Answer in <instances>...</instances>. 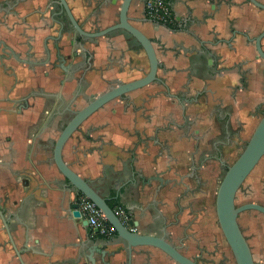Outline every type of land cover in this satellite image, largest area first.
<instances>
[{"label":"crops","instance_id":"crops-1","mask_svg":"<svg viewBox=\"0 0 264 264\" xmlns=\"http://www.w3.org/2000/svg\"><path fill=\"white\" fill-rule=\"evenodd\" d=\"M50 1L0 0V207L16 248L26 244L33 249L18 258L0 219V264H90L84 246L89 238L99 239L109 251L121 246L116 234L104 237L72 216L76 193L54 162V146L71 120L64 111L80 77L86 73L83 95H99L113 83L142 78L149 60L138 42L120 30L97 45L86 44L91 57L77 49L71 62L88 69L64 85L68 75L51 65L55 51L49 37L59 26L49 27ZM145 1H133L129 18L154 42L161 81L132 93V104L117 101L94 114L68 141L63 157L108 201H120V216L136 223L130 229L161 236L166 218L171 223L186 217L175 216L186 188L176 185L178 177L204 162L207 169L218 168L219 161L208 156L219 151L231 161L264 115V60L249 41L264 31V11L250 0H170L179 21L172 30L147 17ZM67 2L88 31L119 21L122 0ZM45 47L51 51L48 64H42ZM159 175L163 186L153 179ZM204 177H211L207 195L190 178L191 194L179 202H194L188 210L193 217L204 203L210 209L217 193L218 176ZM253 189V201L264 205V165ZM214 220L208 213L204 227L218 232ZM167 231L176 243L186 234L189 256L198 253L192 228ZM135 251L130 260L122 252L112 264H175L152 247ZM93 258L100 263L98 254Z\"/></svg>","mask_w":264,"mask_h":264},{"label":"water","instance_id":"water-1","mask_svg":"<svg viewBox=\"0 0 264 264\" xmlns=\"http://www.w3.org/2000/svg\"><path fill=\"white\" fill-rule=\"evenodd\" d=\"M134 0H122L119 11V22L97 33H88L82 29L66 0H59L62 8L61 14L65 11L74 30L81 36L87 38H101L109 36L118 31H125L131 37L136 39L145 50L150 64L148 73L141 79L130 82H120L116 87H112L109 91L92 99L81 110L75 111L73 118L63 128L59 138L54 146V162L60 173L67 180V188L76 193L74 204L70 207V211L74 218L80 219L84 226H89V222L84 218L78 207V199L80 195L88 197L103 212L108 222L116 229V237L120 240L121 246L116 251H109L107 245L101 244L99 239L89 238L85 243L88 250V261L90 264H112V258L126 253L128 260L138 248L152 247L160 250L168 255L176 264H197L195 261L182 255L178 248L174 247L166 240V233L161 236L143 235L136 233L133 229L136 223L130 221L125 223L108 203V199L98 193L90 181L76 173L65 161L63 151L72 138V136L81 128V126L97 111L108 103L122 98L125 95L144 88L150 84L158 83L161 79L158 76L160 62L154 43L142 31L130 23L129 10ZM257 8L264 11V4L257 0H250ZM264 39V31L253 39H249L250 43L255 45L259 58L264 60V50L262 41ZM264 158V115L258 123L253 135L245 145L238 159L229 166L223 180L219 186L216 210L218 222L222 232L231 247L237 264H256L254 261L251 247L243 234L239 224V215L245 211L254 210L264 214V207L256 203H249L240 207L236 206L237 194L242 188L244 182L253 173L261 160ZM163 186L166 181L159 176L153 177ZM150 180V179H149ZM0 219L3 223V230L6 231L18 258H21L25 252H31L26 246L22 250H18L13 242L12 233L9 223L0 207ZM98 233V231H96ZM94 254L100 256V263L93 258Z\"/></svg>","mask_w":264,"mask_h":264},{"label":"flooded vegetation","instance_id":"flooded-vegetation-1","mask_svg":"<svg viewBox=\"0 0 264 264\" xmlns=\"http://www.w3.org/2000/svg\"><path fill=\"white\" fill-rule=\"evenodd\" d=\"M46 6H47L46 11L50 12V19L52 21V25H49V27L52 28L53 25L59 26L58 30L56 31V36L49 37V39L53 40V46H54V51H55V59L51 63V65L54 69H59L63 73L68 75L64 81V85H66V83H68L70 81L72 82L76 78V74L80 70L83 69V71H84V70L88 69V68H86V69L81 68L82 66H75L71 62L73 57H76L77 49H80L83 53L88 54L89 57H91V54L86 49L85 45L88 43H93V44L97 45L99 43L100 38L93 39V38H87V37H83V36L79 35L74 30V28L72 27V25L69 21V18L67 16V13L64 11L61 14L62 8L60 7L59 0H51L50 2L47 3ZM144 7H145V12H146L147 17L149 19H151L148 16L147 11H146V1H145ZM70 9H71V7H70ZM72 13H73V11H72ZM151 20H154V19H151ZM176 20H177V17H176ZM154 21L157 23L166 25L169 29H172V30H176L179 27V21L178 20L176 23H166V24L162 23L160 21H157V20H154ZM47 27H48V24L44 25V28H47ZM172 27H174V28H172ZM82 29L88 33H97L99 31L104 30V29H100L99 27H94V29L90 30V31L84 29L83 27H82ZM101 38H105V37H101ZM64 40L67 42L66 45L62 44V41H64ZM134 40L137 41L136 39H134ZM138 44H139V42H138ZM140 47H142V46L140 45ZM142 49H143V47H142ZM46 54L48 55L47 59L42 64L50 63L51 51H48V48H46ZM149 69H150V64H149ZM85 75H86V73H85ZM85 75L80 77L79 78L80 80L78 79L77 88L72 93V97L70 99L71 101L69 100L70 102H72V104L69 102L70 108L68 109V112L64 111L65 113L70 114L71 119L73 118L75 111L81 110L92 99L102 95L103 93L109 91L112 87H116L120 83V82L113 83L112 85H110V87H108L104 92H102L99 95L85 96V95H83V88H81V87H83V85H82L83 81H81V80H84ZM128 82H130V81H128ZM153 84H155V83H153ZM150 85H152V84H150ZM150 85H148V86H150ZM148 86H146V87H148ZM146 87H144V88H146ZM144 88L135 90V91L125 95L122 98H118V99L108 103L107 105H105L103 108H101L96 113L102 111L107 106H109L110 104L117 102V101H123V102H127L128 104H132V99H131L130 95L132 93L137 92L139 90H142ZM96 113H94V114H96ZM245 145L242 147V150L240 151V153L237 155H234L232 157L233 159L231 161H228V162L223 160L224 154L222 151H219L218 156H215V155H212L211 157L208 156V160L211 159L213 161H215V160L219 161L220 165H218V168L207 169L210 166L207 164L205 165V162L203 161L204 163L202 165L200 164V168L199 167H195V168L193 167L191 169V171H189L190 173L188 172L187 174H185L183 176H179L178 177L179 180L175 181L177 186L181 185V186L186 187V188H184V193L178 199L179 202H181L183 200L184 201L187 200V198L191 194L189 184L187 182L190 178H195L198 180L199 186L203 187V188H199V189H201L200 194L205 197L207 195V190H205V187L207 185L206 180L208 179V182H210L211 177L205 178L204 176L208 173H211L212 177L215 175L218 176V178H217L218 189H217L216 195H213V204L211 205L210 209H208L207 204L204 203L203 206L200 207V209H198L196 211V216L193 217V213L189 212L188 210H192L194 202L189 200V201H187V204L185 203V206H182L177 201L176 202L177 203L176 204V208H177L176 211L177 212L175 213V216H179V215L186 216L184 218V221H182L181 219H178V217H177L175 221L168 223L167 218H166V240L170 244H172L174 247L178 248L182 255H184L185 257L195 261L197 264H234V263H236L233 251H232L231 247L229 246V244H228V242H227V240H226V238L222 232V229L219 225V222H218V216H217V210H216V200H217L219 186L223 180L225 173L227 172L229 166H231L238 159V157L241 154V152L243 151ZM235 157H237V158L234 159ZM205 158H207V156ZM262 160H261V162H262ZM206 162H208V161H206ZM261 162L259 164H261ZM199 172L202 173L203 178L199 177V175H198ZM243 186H244V184H243ZM243 186L240 189V191L243 189ZM240 191L238 192V194L240 193ZM244 193H245L244 196L246 198H248V200H246L240 206H243V205H246L249 203H256V204L264 207V205L253 201L255 199L253 184H251V186L248 187V189H246ZM238 194H237V198H238ZM237 198H236V206L240 207L237 205ZM208 213H214V215H215L214 224H215V227H216L218 232H214V230H210V229L208 230V228H205L206 223H207ZM200 215L202 216L201 217L202 222H200ZM243 215L245 217L244 218L245 220H244V224H241L240 218ZM255 216H261V218L264 219V214H262L258 211L249 210V211H245V212L241 213L239 215L238 220H239L240 227L243 231V234L246 237V239H247V241L251 247L255 263L256 264H264V221H262V219H259V222H256L254 220ZM200 224L203 225V228H200ZM188 227H190L194 230V233H195L194 235H195V240H196L195 243H196V245L200 246L198 253L195 255H191V256H189V252H190L189 246L190 245L189 244L187 245V243L185 242V238L187 239L188 236L186 237V234L183 233L182 238L179 240L178 243H176L173 239L172 233H169L167 231L168 229H172V228H184L185 229ZM201 231H203V236L201 235ZM10 243L12 244L11 240H10ZM166 258L173 261L168 255H166ZM173 262L175 263V261H173Z\"/></svg>","mask_w":264,"mask_h":264},{"label":"built area","instance_id":"built-area-1","mask_svg":"<svg viewBox=\"0 0 264 264\" xmlns=\"http://www.w3.org/2000/svg\"><path fill=\"white\" fill-rule=\"evenodd\" d=\"M146 11L151 19L162 23H176V16L171 11L167 0H146ZM78 207L84 218L89 222L92 231L104 237H112L116 234V229L108 222L103 212L88 197L80 195L78 199ZM120 216V210H117ZM127 223V218L120 216Z\"/></svg>","mask_w":264,"mask_h":264},{"label":"rangeland","instance_id":"rangeland-1","mask_svg":"<svg viewBox=\"0 0 264 264\" xmlns=\"http://www.w3.org/2000/svg\"><path fill=\"white\" fill-rule=\"evenodd\" d=\"M237 157H235V159H236ZM263 165H264V158H263V160H262V162H261V164H259V166L255 169V171L250 175V177L246 180V182L244 183V186H243V189L240 191V193L238 194V198H237V205L238 206H240V205H242L246 200H248V198H246L245 196H244V192H245V190L246 189H248V187H250L251 186V184H253L254 183V181H255V179L257 178V175H258V173H259V171H260V169H262V167H263ZM254 196L256 195V190H254ZM256 198H257V195H256ZM245 217H244V215L243 216H241V218H240V223L241 224H244V219ZM259 219H262V221H264V219L263 218H261V216H255L254 217V220L256 221V222H259ZM257 230V229H256ZM234 264H236V263H234Z\"/></svg>","mask_w":264,"mask_h":264},{"label":"trees","instance_id":"trees-1","mask_svg":"<svg viewBox=\"0 0 264 264\" xmlns=\"http://www.w3.org/2000/svg\"><path fill=\"white\" fill-rule=\"evenodd\" d=\"M167 1L169 2L170 0H167ZM172 28H174V27H172ZM108 203L114 210H117V209L122 207L120 201L117 199L114 201H108Z\"/></svg>","mask_w":264,"mask_h":264}]
</instances>
